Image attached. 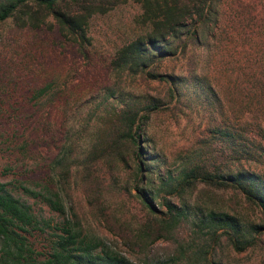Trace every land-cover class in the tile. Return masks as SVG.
I'll return each instance as SVG.
<instances>
[{"label":"trees","instance_id":"trees-1","mask_svg":"<svg viewBox=\"0 0 264 264\" xmlns=\"http://www.w3.org/2000/svg\"><path fill=\"white\" fill-rule=\"evenodd\" d=\"M116 1L0 0V21L12 17L17 25L36 27L50 16L60 34L74 40L80 53L85 55V48L90 45L86 23L91 14L104 11L107 4ZM136 1L145 28L117 46L108 57V63L118 73L127 71L160 81L167 85L171 97L177 90L174 83L185 74L165 73L159 69V64L167 56L185 55V73L194 83L200 101L210 106L215 101L220 109L221 120L215 119L210 124L217 145L211 152V161L200 159L190 162L188 167L171 171L151 166L155 162L143 166L144 162L136 159L133 166L123 168L125 153L139 149V130L156 102L146 100L141 104L146 112L138 115L140 109L135 103L116 97L115 104L107 102L108 105L101 106L105 110L95 112L89 125L85 118L80 122L81 127L67 132L50 170L55 176L56 188L44 186L43 191H35L28 184L16 187L0 178V264H133L127 257L110 250L96 234L83 231L77 218L72 217L55 223L57 231H53L46 251H34L27 232L31 228L41 230L48 224L49 217H37L31 206L14 195L13 190L20 188L24 194L61 212L60 196L65 197L63 186L69 184L70 177L77 180L89 206L101 215L109 229L127 230L138 241L169 238L177 223L188 219L205 227L211 237L218 238L223 233L236 251L259 242L258 235L264 229V54L255 55V52L264 40L259 42L248 37V42L239 43L241 37L237 35L245 27L251 26L249 31H252L259 22H264V16L260 18L248 7L233 12L230 31L225 29L219 0ZM226 34L235 38L226 40ZM220 41L224 43V51H234L238 45L247 48L249 53L223 55L216 52L213 56ZM197 49H201L202 54L198 55ZM204 53L207 72L196 68ZM110 89L106 88L105 92L112 96ZM94 106L97 107L96 102ZM81 131L89 134L87 143L84 139L80 141ZM10 144L12 153L16 152V138L11 139ZM9 169L5 165L0 176ZM154 178L169 186L168 193L191 190L199 184L229 191L238 209L197 205L191 209L182 199L178 198L176 203L161 194L162 187H155ZM128 179L133 182L134 193L129 189L126 192L136 200L131 199V205L123 200L100 204L101 201L93 197L106 187L125 188ZM153 198L158 199L162 210L153 205ZM134 205L138 207L136 211L131 208ZM252 213L262 218L255 220ZM192 255L185 264H213L204 255Z\"/></svg>","mask_w":264,"mask_h":264},{"label":"rangeland","instance_id":"rangeland-1","mask_svg":"<svg viewBox=\"0 0 264 264\" xmlns=\"http://www.w3.org/2000/svg\"><path fill=\"white\" fill-rule=\"evenodd\" d=\"M218 3L223 11L226 30L231 31L232 13L240 9L248 7L260 18L264 16V0H219ZM139 13L136 0H117L114 4H107L102 12H93L86 23L90 45L86 46L85 55L80 53L74 40L60 34L50 16L36 27L17 25L12 17L0 21V170L5 165L10 168L0 176L1 179L16 187L28 184L35 191H41L44 186L56 188L55 176L50 170L67 132L81 127L80 122L85 118L89 125L95 112L105 110L101 106L108 105L107 102L115 104L113 100L116 97L135 103L140 109L138 115L146 112L141 105L146 100L156 102V107L148 112V118L139 130V149L134 151L132 147L136 155L129 154V151L125 153L123 168L133 166L136 159L144 162L143 166L155 162L151 166L171 171L188 167L192 161H211V152L217 145L210 124L215 119L221 120L220 109L215 101L211 106L200 101L194 83L185 73V55L167 56L159 64V69L165 73L186 75H180L183 77L174 83L177 90L171 97L167 93V85L160 81L127 71L118 73L108 63V57L117 46L145 28ZM250 28L245 27L237 35L241 37L239 43L248 42V37L259 42L264 40V22H259L252 31ZM224 37L226 40L235 38L231 34ZM195 52L202 54L201 49ZM216 52L239 55L249 53V50L237 45L234 51H224V43L220 41L213 56ZM258 53L264 54V41L255 55ZM205 58L204 53L196 68L207 72L209 68ZM106 88H111L112 96L106 95ZM219 93L225 97L223 92ZM81 133L80 141L84 139L86 142L89 134L86 131ZM15 138L16 152L12 153L10 142ZM68 182L63 186L65 197L60 196L61 212L24 194L20 188L13 190L14 195L31 206L37 217H49L48 224L41 230L31 228L27 232L34 251H46L53 231H57L55 223L72 217L77 218L83 231L96 234L110 250L127 257L133 264H185L194 253L199 257L204 255L213 264L214 260L218 264H264V229L258 235L257 244L238 251L232 248L223 233L218 238L211 237L205 227L188 219H181L169 238L138 241L127 230L109 229L101 215L89 206L77 180L70 177ZM132 184L128 179L125 188L106 187L93 197L101 201L100 204H116L123 200L129 206L130 200H135L126 192L129 189L134 193ZM154 185L162 187L161 194L170 200L178 203L180 198L191 209L195 205L238 209L231 192H223L219 188L199 184L191 190L168 193L166 183H158L154 178ZM152 203L157 210L163 209L157 198H153ZM131 208L138 209L137 205ZM251 217L255 220L262 218L255 213Z\"/></svg>","mask_w":264,"mask_h":264}]
</instances>
